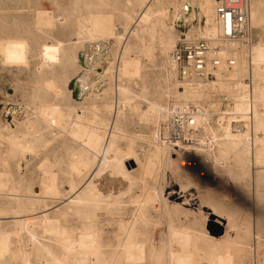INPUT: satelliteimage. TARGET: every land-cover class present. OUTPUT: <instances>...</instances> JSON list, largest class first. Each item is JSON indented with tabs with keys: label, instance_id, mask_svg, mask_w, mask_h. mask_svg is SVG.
<instances>
[{
	"label": "rangeland",
	"instance_id": "rangeland-1",
	"mask_svg": "<svg viewBox=\"0 0 264 264\" xmlns=\"http://www.w3.org/2000/svg\"><path fill=\"white\" fill-rule=\"evenodd\" d=\"M144 1L0 0V176L9 186L0 192V210L5 212L0 215V233L14 249L15 220L33 218L36 247L41 250V244L50 245L57 255L58 248L39 227L42 211L48 212L51 219L60 220L67 232L73 235L80 232L81 221L73 214V204L78 202L84 178L91 179L99 167L101 171L93 181L100 199L92 220L102 245L100 262L110 255L120 256L131 232L132 240L142 246L144 259L128 264H152L154 259L158 264H176V254H183L188 264H264V202L258 203L254 195L257 172L262 169L255 153L258 141L264 140V131L254 123L253 144L242 139L237 148L228 151L224 142L221 148L195 147L174 153L156 140L161 122L158 119L155 123L154 109L163 108L169 101H207L214 105L211 111L218 112L220 104L214 97L236 98L235 95H243L239 89L243 90L244 83L256 80L257 86L263 88L264 83H258L253 70L243 64L249 70L246 74L240 73L241 65L238 75L233 70L228 76L236 82H214L205 91L200 87L192 90L193 95L181 96L185 90L179 87L168 56L181 39H206L198 31L205 20L173 23L171 14L168 16L165 11L167 0H152L148 20L140 22L134 27L136 31L130 33L132 22L150 0ZM254 1L251 0V6ZM257 1H260L256 12L259 19L264 14V0ZM42 11L51 13L54 26L37 23V14ZM100 12L104 25L93 42L103 45V50L90 52L94 58L89 66L86 44L92 41H89L90 17ZM251 28L250 46L258 43L264 46V23L252 24ZM44 46L58 47L56 61L48 63L43 59ZM251 47L242 50L239 57L242 55L248 61ZM123 48L140 63L135 77L125 78L119 73ZM79 80L81 87L87 88V95L79 92L78 85V92L73 90L72 85ZM255 86L252 83V88ZM107 105L113 107L111 111L106 109ZM49 111L52 118L46 120ZM117 111L121 112L113 143L117 152H107L105 160ZM77 113L108 119L111 127L92 167L80 175L72 170V165L81 153L87 158L92 155L72 135ZM207 119L214 125L220 116ZM9 136H20L31 150L24 153L15 150L8 142ZM170 159L175 163L173 168L195 170L200 180L211 174L210 184L201 188L200 194L203 203L206 200L215 207L216 214L189 211L165 200L166 187L176 181ZM148 160L154 165L149 170ZM183 162L186 165L181 166ZM114 164L121 165L128 177L115 175ZM177 231L182 232L181 242L175 239ZM22 235L27 237L26 233ZM90 261L96 264L97 258ZM30 262L44 261L32 254Z\"/></svg>",
	"mask_w": 264,
	"mask_h": 264
},
{
	"label": "bare ground",
	"instance_id": "bare-ground-1",
	"mask_svg": "<svg viewBox=\"0 0 264 264\" xmlns=\"http://www.w3.org/2000/svg\"><path fill=\"white\" fill-rule=\"evenodd\" d=\"M146 1L148 2L149 0H146ZM151 1L152 0H150L148 4H150ZM153 1H158V0H153ZM173 1L174 0H167V3H168L167 9H165V11L167 10L168 16H170L169 14H171L173 23L174 22L178 23L181 20L185 22L190 20L191 23L194 21H197L198 23H200L202 19H204L205 20L204 27L201 30H198L200 33L199 34L200 37H204V38L205 37L206 38L216 37L218 33V28L213 18L214 10H215V0H182L181 2H178L175 0L176 2L175 4L173 3ZM148 4L147 6L144 7V11L141 13H138V16L132 22V28L130 30L131 31L130 33H134L136 31L134 27H136L140 22L142 21L145 22L146 20H148L147 12H149L150 6L152 3L150 5ZM259 4H260V1L256 0L252 3V6L250 5L251 6L250 25L252 24L260 25L264 23V14L259 19H257V16H256L257 7ZM37 16H38L37 23H39V25L41 24V25H44L45 27L54 26L50 12L42 11V12H39ZM102 17H103V14L101 12L95 13L90 17L91 38L89 39V41L90 40L92 41L86 44L87 53H88L86 58H87V62L89 66L94 58V55L90 54V52L92 50L99 52L101 48L103 47V45L93 42L94 38H96V36H99V30L102 28L101 25L102 26L104 25V23H102ZM120 54L121 56L119 55L120 57L119 60L121 63V67H120L121 70L119 73L121 74V76L125 78L137 76L140 70L139 61L130 56L128 49L123 48ZM41 55L43 59L48 63L56 61L58 59V47L57 46H44L41 49ZM237 60H238V63H237L236 68L234 69V71L236 70L235 72L237 75H238L240 66L243 64H248L249 70L250 71L253 70L254 77L255 79H257L258 83H264L262 82L264 81V46L261 43L255 44L253 45V47H251V50L249 51V54H248V61H246L247 59H245V57H242V55L241 57H237ZM242 68L243 69H241L240 73L243 72L244 74H246L248 70L246 65H243ZM252 83L253 85L256 84V86L253 87V103H252L253 119L255 120L254 123L257 129H262L264 131V113L262 112V110H264V88L260 87L259 85L257 86L256 80H253ZM81 84H82L81 80H79L77 84L80 87L79 92L80 93L84 92V94L87 95L86 94L87 88L86 87L82 88ZM183 93L184 94H182L181 96H186L188 94L190 95L192 93V90L187 89L183 91ZM111 107L112 106L107 105L106 109L108 111H111V109L113 108ZM154 109L156 111V116H155L156 122L155 123H157V120L161 119L163 108L155 107ZM248 109H249V106L243 94L242 96L237 97V102L235 103L233 107V111H235V114L234 113L232 114L243 117L245 114H247ZM120 115H121V112L119 111L115 112L114 121L112 122V125H113L112 131H111V134L109 135L110 141L109 143L106 144V148H105L106 149V152L104 153L105 160H106V153L109 151L112 152L114 150L113 143L115 141V135L118 130V126L116 122ZM51 118H52V113L49 111L48 114L46 113L45 119L50 120ZM76 119H77V122H76L77 124L73 125V127L71 128L72 135L79 138L81 141L82 147L89 150L92 155V158H87L85 154L81 153L77 157L74 164L72 165V170L76 174L80 175L83 170L88 171L89 168L92 167L95 161L96 155L102 151V148H104L103 143H104L107 133L109 134L108 130H110L111 127L109 128L110 123L108 122V119H100L96 115H91L89 117L81 113L80 114L77 113ZM247 137H248V134L246 133L233 134L232 132L229 131L228 128H225L224 129V138H225V143H226L224 146L225 150L228 151L230 149L237 148L240 145L241 140L242 139L247 140L248 139ZM8 139H9L8 142H10L13 147H15L14 148L15 150L20 151V153L21 152L24 153V152H27L28 150H31L27 143L26 144L22 143L20 136H15V137L9 136ZM258 147L259 148L257 149L255 153L257 156L256 161L258 164H260L262 169L257 172V184H256L257 189L255 190L254 195L258 203H261V202H264V140L258 141ZM116 152L117 151H115V153ZM239 158L240 157H238V159ZM169 162L173 170L172 175L176 177V181L170 182L169 185L166 187L165 200L169 199L170 203L176 204L177 206L182 207V208H187L189 209V211L191 210L196 211V212H199L200 214L202 213V211H210L212 214H216L215 207L213 206L211 207L206 202V200L204 204L203 198L201 197V194H200V192H202L200 191L201 188H204L210 184L212 180L211 174L207 173V175L205 176V179L200 180L197 178V175L195 174L196 173L195 170H192V169L190 170L187 168L179 169L177 168V166L176 168H173V166L175 167V163L173 162V159H170ZM146 165H147V170H149V168L154 166L151 163V160H148ZM45 166H47V164ZM97 169H98L97 172L99 173L101 171V168L98 167ZM112 169H113V172H115V175L119 174L122 177H126V178L128 177L126 173L124 172V170H122L121 165L114 164L112 166ZM97 172L96 174H94V176L91 179H90V176L89 178L88 177L84 178L83 184L78 192L79 193L78 194L79 197H77L78 202L73 204L74 205L72 208L73 214L76 215L81 221L80 223L81 226L79 228L80 232H77V234L75 235L67 232V229L61 226L60 220H57L56 218L51 219L50 216L48 215V212H46L47 214H44L45 211H42L43 214L41 215L40 220H39V227L41 228L42 234H44V236H48L58 248L57 255H54L52 253L50 245L41 244V250H39L36 247L37 235L33 231V228H32V226L35 224L32 221L33 218H28L26 220H19L18 217H15L18 220H15L14 222V226H15V229H14L15 230V247L14 249L10 248L9 239L4 234L0 233V264H11L12 262H18L20 264H31L30 257L32 254H34L35 258H38L44 261L43 263H40V264H92L90 259L94 257L97 258L96 264H99L100 262L99 255L100 254L103 255L102 253L103 251H100V249L102 248V245L100 241L98 240L99 235L97 236L96 234V231L93 225V220H92V214L97 208L96 202L98 201V199H100L99 198L100 193L98 192L96 185L94 184V181H93L94 177L96 175H99ZM126 178H124V180ZM5 180H9V179L6 178ZM193 180H196L197 183L193 184L192 182ZM5 182L3 181V178L0 176V192L3 190H6V188L9 187V186L6 187ZM216 190L217 189H215V191ZM49 193H52V190L49 191ZM209 202L211 203V200ZM3 214H5V212L0 210V215H3ZM69 231L72 232V230H69ZM23 233H26L27 237H23L22 235ZM129 233L130 234L128 235L127 240L125 241L123 245V250H122L121 255L120 256L110 255L108 260L106 259V257L102 258L100 263L128 264L131 262L135 263V261H138V260L140 262L143 261L144 258L142 257L144 256L142 255V246L138 244L136 240H132L134 239V234H132L131 232ZM181 233L182 232L179 233V231H177V233L175 234V239H178L179 242H181V240L183 241V235ZM28 245H31L30 248H28ZM175 262L176 264H188L183 254H176ZM152 264H158L157 260L154 259Z\"/></svg>",
	"mask_w": 264,
	"mask_h": 264
},
{
	"label": "built area",
	"instance_id": "built-area-1",
	"mask_svg": "<svg viewBox=\"0 0 264 264\" xmlns=\"http://www.w3.org/2000/svg\"><path fill=\"white\" fill-rule=\"evenodd\" d=\"M250 5L251 0H216L213 17L218 28L216 37L199 40L184 38L173 47L168 63L182 90H196L201 87L205 91L214 82L237 81L228 75L236 68L239 53L250 49ZM243 86V90L238 89L244 94L249 106L243 117L232 114L233 109L230 112V107L237 102L239 95H235L236 98L214 97L220 104L218 112L211 111V106L214 105L207 101H169L163 107L156 140L174 153L190 151L195 147L221 148L225 142L224 129L228 128L232 133L248 134V144H253L255 133L252 82L244 83ZM210 116H220L219 122L213 125L207 119ZM230 116L239 119L230 120ZM200 118H203L202 122L199 121Z\"/></svg>",
	"mask_w": 264,
	"mask_h": 264
},
{
	"label": "water",
	"instance_id": "water-1",
	"mask_svg": "<svg viewBox=\"0 0 264 264\" xmlns=\"http://www.w3.org/2000/svg\"><path fill=\"white\" fill-rule=\"evenodd\" d=\"M77 84H78V81L75 82V83L72 85V88H73V90L75 91V93L78 92V91H77Z\"/></svg>",
	"mask_w": 264,
	"mask_h": 264
},
{
	"label": "flooded vegetation",
	"instance_id": "flooded-vegetation-1",
	"mask_svg": "<svg viewBox=\"0 0 264 264\" xmlns=\"http://www.w3.org/2000/svg\"><path fill=\"white\" fill-rule=\"evenodd\" d=\"M183 165H184V162L182 163V165H181V166H183ZM196 173H197V172H196ZM196 173H195V174H196Z\"/></svg>",
	"mask_w": 264,
	"mask_h": 264
},
{
	"label": "crops",
	"instance_id": "crops-1",
	"mask_svg": "<svg viewBox=\"0 0 264 264\" xmlns=\"http://www.w3.org/2000/svg\"><path fill=\"white\" fill-rule=\"evenodd\" d=\"M186 165V163H184Z\"/></svg>",
	"mask_w": 264,
	"mask_h": 264
}]
</instances>
